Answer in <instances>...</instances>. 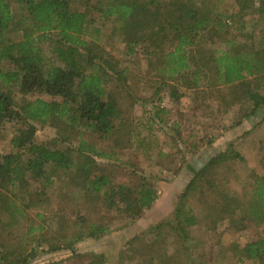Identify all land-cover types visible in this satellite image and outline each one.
Listing matches in <instances>:
<instances>
[{"label": "trees", "instance_id": "1", "mask_svg": "<svg viewBox=\"0 0 264 264\" xmlns=\"http://www.w3.org/2000/svg\"><path fill=\"white\" fill-rule=\"evenodd\" d=\"M13 1L29 14L25 18H31L32 28L21 38H13L9 29L24 22L17 19L10 0H0V137L6 124L20 123L11 138L15 149L0 152V264H29L39 252L61 245L71 248L75 242L108 229L106 224L85 223L86 217L81 215V224L70 236H55L66 214L61 210L58 225L50 224L39 203L44 200L45 188L54 185L59 176L63 177L62 187L73 183L84 194H101L108 208L133 219L156 198L151 180L141 177L131 184L104 170L96 158L110 157L113 151L100 149L83 136L96 133V137H111L114 145H119L120 140L128 142L135 135V127L122 115L121 95L108 86L113 82L128 93V68L99 43L102 24L109 22L110 31L129 36L124 53L130 60L143 54L148 70L154 67L157 85L153 94L166 89L167 96L179 101L186 92L171 81L199 92L215 88L224 110L237 107L232 126L264 108V28L251 38L245 22L249 14H264V0L255 6L252 0H233L222 12L205 11L200 0H85L81 8L74 5L76 0ZM98 18L101 21L95 24ZM221 43L225 46L219 48ZM35 91L39 95L34 98L15 95ZM167 110L158 105L154 114L160 117ZM57 122L81 130L77 146L35 141L37 123ZM195 145V140L191 141L190 146ZM232 158L244 156L229 142L191 169L192 176L175 205L177 227L168 220L144 229L153 233L157 247L169 240L161 229L163 224L182 234L180 242H192L177 245L167 259L164 254L151 256V264H200L193 260L195 253H208L206 245L220 241L216 233L209 237L202 234L200 240L187 234V227L197 223L195 205L188 202L191 196L215 207L218 220L238 217L245 225L264 222L263 179L244 190H231L221 167ZM216 175L217 182L212 183L211 177ZM210 194L213 197H208ZM31 208L37 209L30 213ZM51 225L53 236L47 238L46 229ZM44 239L46 246H42ZM217 251L220 257L223 250ZM241 253L251 264H264V236L246 241ZM94 259L95 264H107L103 252L94 253ZM218 260L216 264H222ZM143 263L136 259L135 264Z\"/></svg>", "mask_w": 264, "mask_h": 264}, {"label": "rangeland", "instance_id": "2", "mask_svg": "<svg viewBox=\"0 0 264 264\" xmlns=\"http://www.w3.org/2000/svg\"><path fill=\"white\" fill-rule=\"evenodd\" d=\"M10 1L13 11L17 13V19L24 22V25L21 22L9 29L13 38L19 39L25 30H31L32 20L25 18L29 14L21 9L17 2ZM232 1L200 0L199 4L205 11L211 8L216 12H222L226 7L230 8ZM85 3V0L74 1V5L80 8ZM252 4L257 5L258 0H252ZM95 12L97 13L98 9ZM99 19L94 23H99L101 21ZM245 22L251 38L257 37L259 31L264 28V14H249ZM101 26L103 36L98 40L99 43L128 68L126 71L128 80L125 84L126 88L128 86V93L118 84L113 85V82L108 86L117 89L121 95L119 105L122 115L127 121L130 120L128 122L130 126L135 127L133 129L135 135L128 142L119 139V145H114L115 142L111 137H96V133L85 132L83 136L93 140L100 149L113 151L110 157L96 158L104 170L112 172L117 180H125L131 184L142 180L141 177L151 180L157 195L151 205L145 208L139 217L133 219L121 210L108 208L101 194L99 196L94 193L84 194L82 189L73 183L62 187L63 177L59 176L54 185L45 188L46 195H42L44 200L39 203L43 205L40 210L46 214L48 219L46 222L50 224L58 225L61 210L66 214L55 236H70L81 224V215L86 217V220H83L85 223L94 221L97 224H106L108 229L97 237L89 236L75 242L71 248L61 245L50 251L39 252L29 264H95L94 253L99 252L106 254L107 264H135L136 259L143 260V264H151L149 258L151 256L159 258L161 254H164V258L165 256L169 258L168 255L177 245L183 247L190 239L187 242H180L183 238L182 234L170 228L169 224H163L161 229L169 240L165 245L160 244L157 247L153 242V233L144 232V229L153 223L168 220L171 225L176 226L175 205L178 194L192 176L191 169L200 166L205 158L226 148L229 142H232L244 156L243 159L232 158L221 167L231 190L240 188L244 190L250 187L253 181H262V179L264 187V108L259 109L256 114L243 117L239 123L232 126L230 121L236 116L233 110L237 107L232 106L224 110L215 88L199 92L198 89L184 88L176 81H171L186 92L179 101L167 96L166 89L153 94L152 91L157 85L154 84L156 80L153 74L154 67L148 70L143 54L131 57V60L127 57L124 53V43L129 36L121 37L118 31H110L109 22ZM44 44V50L49 53V49ZM224 46V43L218 44L219 48ZM220 88L224 89V86ZM15 95L17 98L23 95L34 98L39 93L35 91L15 93ZM158 96L162 98L159 99ZM192 98L193 101L190 103ZM158 105L168 108L160 114V117L154 114ZM57 123L58 125L37 123L35 141L56 143L63 147L77 146L81 130ZM19 126L20 123L6 124L3 127L0 152L15 149L11 138L17 133ZM193 140L196 142V147L190 146ZM217 176L211 177L212 183L217 182ZM38 185L39 183L36 182L35 187ZM210 196L213 197L211 194L208 197ZM188 202L195 205L197 214V223L187 227L189 237L200 240L202 234L209 237L216 233L220 238V241L215 242L217 244L214 245L211 241L212 243L206 245L210 250L208 253L197 251L193 260L196 258L195 261H200V264H216L218 257L219 263L222 264H251V261L241 253V247L251 238L264 236V222L245 225L244 222L237 221L238 217L218 220L215 207H211L208 201H201L197 195H194L188 199ZM36 209L31 208L29 212L34 213ZM242 224L245 226L238 227ZM53 225L51 229H46L47 238L53 236L51 232L55 229ZM47 242L44 239L42 246H46ZM218 248L223 250L220 252V257Z\"/></svg>", "mask_w": 264, "mask_h": 264}]
</instances>
